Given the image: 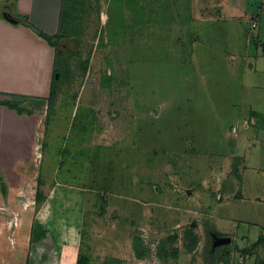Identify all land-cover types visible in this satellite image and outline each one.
<instances>
[{
    "label": "rangeland",
    "instance_id": "rangeland-1",
    "mask_svg": "<svg viewBox=\"0 0 264 264\" xmlns=\"http://www.w3.org/2000/svg\"><path fill=\"white\" fill-rule=\"evenodd\" d=\"M62 12L61 32L59 16L45 25L62 56L51 47L44 96L0 94L21 130L37 128L29 197L68 190L72 208L84 195L90 264H262L263 154L242 140L264 137V0H65ZM213 235L230 243L215 251Z\"/></svg>",
    "mask_w": 264,
    "mask_h": 264
},
{
    "label": "crops",
    "instance_id": "crops-1",
    "mask_svg": "<svg viewBox=\"0 0 264 264\" xmlns=\"http://www.w3.org/2000/svg\"><path fill=\"white\" fill-rule=\"evenodd\" d=\"M55 3V0H0V94L44 96L46 91L42 92L41 88L36 87L50 86V81L40 77L47 69V61L52 60L49 56L52 48L46 41L38 38L34 31L19 23L20 17L26 16L34 27L52 36L53 32L50 33L45 25L59 16L52 12ZM12 5L16 7L14 10L11 9ZM3 13L17 19V23L7 21L2 17ZM35 45L38 46L34 49ZM33 49L35 52H32ZM4 103L0 102V264H77L81 249L77 229L83 220L84 195L81 199L77 197L78 205L70 208L66 205L69 194L72 193L68 190L59 193L52 190L43 196L38 209L35 207V195L33 199L29 197L27 187L30 183L25 172H31V165L36 167L35 161L38 160L37 128L33 130L32 126H28L21 130L20 125L24 118ZM5 118H9L7 122H4ZM22 132L31 136L33 133V141L25 142ZM246 141L249 147H254L256 157L259 155L256 151L264 155V137L259 140L255 137L252 141L246 138L242 140L243 144ZM263 155L259 157L260 162L255 167L264 177ZM22 159H26L24 163ZM243 161L246 162V158ZM22 179L24 192L20 196L21 191L18 184L15 186V181L21 184ZM263 196L260 195V200L254 204L264 206ZM241 202L243 201L239 203ZM35 211L37 214L34 216ZM34 222L38 224L41 235L46 233L37 242L31 239ZM259 237L263 241L256 248L263 250L264 236L261 234ZM261 263L264 264V261Z\"/></svg>",
    "mask_w": 264,
    "mask_h": 264
},
{
    "label": "trees",
    "instance_id": "trees-1",
    "mask_svg": "<svg viewBox=\"0 0 264 264\" xmlns=\"http://www.w3.org/2000/svg\"><path fill=\"white\" fill-rule=\"evenodd\" d=\"M64 6H65V0H61L60 2V10H59V22H60V28H59V32H61L60 30H62V24L65 23V21L63 22V10H64ZM21 24L30 28L32 31H34L38 36H40L41 38H43L44 40H46V42L53 48L56 49V53H55V59L58 60L59 58H61V54L60 52H57V46H59V44L57 43V38L58 35H53V36H48L46 34H44L43 32H41L40 30H38L36 27H34V25L32 23H30L28 21V17L26 16H21ZM54 84V82H52V85ZM54 93H53V90L50 91V96L53 97ZM10 105V104H8ZM52 108L50 107L49 108V112H52L51 111ZM49 112H48V115H49ZM251 116H254V117H258V116H255V115H252L251 113ZM263 118L264 117H261V120H262V124H264L263 122ZM234 172L235 169H234ZM38 182V181H37ZM44 197H43V194L41 193V191L39 189L36 190V193H35V202H36V206L39 205L42 201H43ZM38 226L37 223L34 222V231H33V235H32V240H35L36 242L40 239V237H44L46 233H43V235H41V231H40V228H39V236L37 237L35 235L36 231H35V227ZM188 235L189 237L191 238L192 240V243L195 244L196 242V237L189 231L188 232ZM218 237H222L220 235H217ZM39 238V239H38ZM38 239V240H37ZM169 239L170 240H175V236H169ZM263 241V238L262 237H259L258 240L252 245V248H256L258 247ZM193 244L191 247H193ZM218 248L215 250H221L224 247V245H220V246H217ZM133 249H134V252H135V256L138 258V259H141L143 258L144 254L146 253L144 248L142 247V244H141V241L138 237H135L134 239V242H133ZM163 252V249H162V246L159 247L158 249V255H160L161 253ZM175 253V251L173 252ZM209 255H210V258L213 259V256H214V252H212L211 250L209 251ZM77 264H90V261L87 257L79 254L78 256V260H77ZM107 264V263H105ZM119 264V263H118Z\"/></svg>",
    "mask_w": 264,
    "mask_h": 264
},
{
    "label": "water",
    "instance_id": "water-1",
    "mask_svg": "<svg viewBox=\"0 0 264 264\" xmlns=\"http://www.w3.org/2000/svg\"><path fill=\"white\" fill-rule=\"evenodd\" d=\"M2 17L5 18L10 23H13V24L17 23V19H15V18L12 19V17L10 18V16L7 13H3ZM212 239H213V248H216L217 246H220L222 244L225 245V244L230 243V238H228V237H218L217 235H213Z\"/></svg>",
    "mask_w": 264,
    "mask_h": 264
},
{
    "label": "flooded vegetation",
    "instance_id": "flooded-vegetation-1",
    "mask_svg": "<svg viewBox=\"0 0 264 264\" xmlns=\"http://www.w3.org/2000/svg\"><path fill=\"white\" fill-rule=\"evenodd\" d=\"M4 10V9H3Z\"/></svg>",
    "mask_w": 264,
    "mask_h": 264
}]
</instances>
